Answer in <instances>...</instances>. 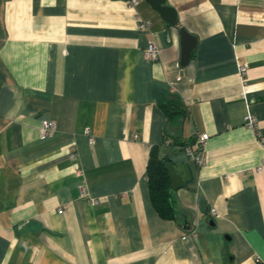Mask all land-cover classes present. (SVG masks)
<instances>
[{"label": "crops", "instance_id": "0c3cea01", "mask_svg": "<svg viewBox=\"0 0 264 264\" xmlns=\"http://www.w3.org/2000/svg\"><path fill=\"white\" fill-rule=\"evenodd\" d=\"M166 5L175 26L146 0H0V264H264V0ZM152 149L188 171L177 220L153 206Z\"/></svg>", "mask_w": 264, "mask_h": 264}, {"label": "trees", "instance_id": "16d2710c", "mask_svg": "<svg viewBox=\"0 0 264 264\" xmlns=\"http://www.w3.org/2000/svg\"><path fill=\"white\" fill-rule=\"evenodd\" d=\"M162 106L165 109L167 118L175 117L180 119L183 117L182 111L174 113V108L170 107L174 105L169 106L168 103H162ZM195 140L191 144H193ZM147 174L154 208L161 217L177 220L179 205L174 198V190L171 189V181L166 169V162L158 159L154 149H152L150 154ZM191 229L192 228L189 227L188 231H191Z\"/></svg>", "mask_w": 264, "mask_h": 264}, {"label": "built area", "instance_id": "2783aa9c", "mask_svg": "<svg viewBox=\"0 0 264 264\" xmlns=\"http://www.w3.org/2000/svg\"><path fill=\"white\" fill-rule=\"evenodd\" d=\"M141 0H128V3L130 6L134 7L139 4ZM151 23L148 21H140L139 27L142 30L148 31L150 29ZM159 54L160 50L155 43V41L151 40L148 43V47L146 49V57L148 58L149 61H157L159 59ZM242 72L244 71V68H241ZM244 125L250 130L257 131L258 130V120L257 118L252 114V113H247L246 116L244 117ZM56 133V126L55 123L51 120H43L42 125L40 128V138L41 139H46L53 137ZM89 132H87V135ZM209 139L208 135H202L200 138L196 139L193 144H189L184 148L186 154L194 160L198 165H203L206 160V156L204 153V146ZM91 142H94L92 138H90ZM76 154H72V157H76ZM261 170V168H259ZM81 190L83 193V197L88 198V193H87V187L86 186H81ZM94 203H97L96 201ZM64 210H59L58 214H63ZM213 214H216V212L213 210Z\"/></svg>", "mask_w": 264, "mask_h": 264}, {"label": "water", "instance_id": "95a60500", "mask_svg": "<svg viewBox=\"0 0 264 264\" xmlns=\"http://www.w3.org/2000/svg\"><path fill=\"white\" fill-rule=\"evenodd\" d=\"M152 8L157 11L164 19L168 26H175L178 21V15L174 8L166 5V0H146ZM181 45H182V64L186 65L189 63L193 49L196 46L197 38L187 32L185 29H180ZM166 169L169 173L171 181V189L177 190L185 185V182L189 181L187 176L188 171L186 170V176L181 177L175 167L171 164H166Z\"/></svg>", "mask_w": 264, "mask_h": 264}]
</instances>
